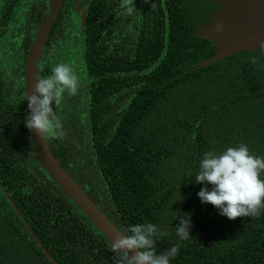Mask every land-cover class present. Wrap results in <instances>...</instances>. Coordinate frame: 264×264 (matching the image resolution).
<instances>
[{"label":"trees","instance_id":"obj_1","mask_svg":"<svg viewBox=\"0 0 264 264\" xmlns=\"http://www.w3.org/2000/svg\"><path fill=\"white\" fill-rule=\"evenodd\" d=\"M49 2L0 0V264H52L30 228L59 264H134L35 158L25 64ZM77 2L37 70L51 152L151 264H264V49L197 69L215 0Z\"/></svg>","mask_w":264,"mask_h":264},{"label":"water","instance_id":"obj_2","mask_svg":"<svg viewBox=\"0 0 264 264\" xmlns=\"http://www.w3.org/2000/svg\"><path fill=\"white\" fill-rule=\"evenodd\" d=\"M63 2L64 0H50L49 15L39 25L25 64L24 90L27 102V119L33 138L36 161L63 193L83 211L92 224L131 262L134 264H151L71 178L51 152L47 143L40 110L37 70L50 31L57 21ZM214 5L218 9L210 13L211 20L199 28L198 34L200 37L213 42L217 50L213 57L203 61L196 67L197 69L240 52H254L259 48L264 49V0H215ZM83 21L84 13L82 14V23ZM6 195L14 209L18 211L15 202L8 194ZM27 225L29 227V224ZM29 230L51 263L59 264L37 238L33 229L30 228Z\"/></svg>","mask_w":264,"mask_h":264},{"label":"rangeland","instance_id":"obj_3","mask_svg":"<svg viewBox=\"0 0 264 264\" xmlns=\"http://www.w3.org/2000/svg\"><path fill=\"white\" fill-rule=\"evenodd\" d=\"M74 1H75V3H78L77 0H74Z\"/></svg>","mask_w":264,"mask_h":264},{"label":"flooded vegetation","instance_id":"obj_4","mask_svg":"<svg viewBox=\"0 0 264 264\" xmlns=\"http://www.w3.org/2000/svg\"><path fill=\"white\" fill-rule=\"evenodd\" d=\"M49 4H50V2H49ZM50 6V5H49Z\"/></svg>","mask_w":264,"mask_h":264}]
</instances>
